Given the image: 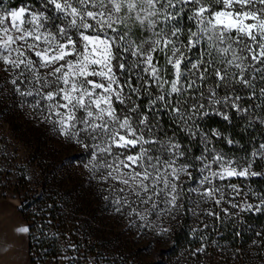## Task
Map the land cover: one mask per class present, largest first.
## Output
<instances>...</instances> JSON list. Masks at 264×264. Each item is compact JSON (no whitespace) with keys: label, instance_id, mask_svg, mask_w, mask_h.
Here are the masks:
<instances>
[{"label":"snow or ice","instance_id":"snow-or-ice-1","mask_svg":"<svg viewBox=\"0 0 264 264\" xmlns=\"http://www.w3.org/2000/svg\"><path fill=\"white\" fill-rule=\"evenodd\" d=\"M0 81L158 239L264 215V0H0Z\"/></svg>","mask_w":264,"mask_h":264},{"label":"rangeland","instance_id":"rangeland-1","mask_svg":"<svg viewBox=\"0 0 264 264\" xmlns=\"http://www.w3.org/2000/svg\"><path fill=\"white\" fill-rule=\"evenodd\" d=\"M2 86L3 81H0V87ZM37 133H40L46 144H49L54 151L62 155L58 162L60 164L58 172L61 175V181L59 183L51 180L52 183L50 182L48 186L53 188L62 184L64 187L81 188L86 194V196H66L68 202L64 204L67 205L69 215V218L66 219L69 221L66 224L74 221L75 224L73 225L82 227V230L105 229L107 232L103 237L105 240L118 239L116 236H119V239L133 246H139L138 253L140 256L151 258L160 264H170L171 260L174 261L172 264H241L242 261L244 263L264 264V215L247 213L243 214L242 221L237 220L235 223H230L228 219H225L223 225L216 222L224 229L223 235L220 237H215L212 231L209 232L207 229L197 231L195 235L191 233L192 241L187 243L186 246H182L184 240L179 241L177 253L170 255L168 251V246L172 242L170 234L164 240H160L153 233L151 227L147 229L140 228L138 227L139 221L133 222L130 218L114 211V208L109 207L107 201L101 198L102 189L97 187L87 169L78 165L62 168L61 162L70 156L76 155L78 149L70 146L66 141L62 143L61 137L49 125L39 122L38 118L31 115L29 109L14 105L6 95L0 98V194H3L0 196L13 197L19 204L25 197L24 186H33L34 183L39 181L34 167L35 161L32 159L30 152L38 143L43 145V140L33 138ZM23 170H27V175H21ZM27 176L30 177V180L24 178ZM253 187L264 189V181L257 182ZM24 208L35 210L34 206L27 208L26 205ZM37 215H30V219L35 225V232L32 236L34 238L40 236L41 231L44 233L52 232L57 235L59 229H55L57 226L55 224L58 221H51V218L48 217L40 218ZM73 216L80 217L73 218ZM88 216H93V219H89ZM200 219H203V217ZM236 223H241L242 227L248 228L251 226V228H255L254 235L244 245L239 244V241L234 243V237L231 236L234 234L233 229ZM164 226L166 225H161V227ZM176 226L191 229L202 228L199 221L192 217L190 213L182 218ZM72 233L66 232L63 233L64 236H57L58 242L55 254L41 253L48 246H32V263L67 264L66 261L61 259L72 252V249L67 247V241L70 240L75 244L76 240L82 236L79 234L76 237L74 233L77 232L73 230ZM202 235L206 236L203 241L207 245L205 253L194 257L192 253L196 248L201 247L202 242L199 237ZM65 237H67V240Z\"/></svg>","mask_w":264,"mask_h":264},{"label":"trees","instance_id":"trees-1","mask_svg":"<svg viewBox=\"0 0 264 264\" xmlns=\"http://www.w3.org/2000/svg\"><path fill=\"white\" fill-rule=\"evenodd\" d=\"M14 2L19 3V0H14ZM237 131H239V129H237ZM262 134L264 133L261 131H257L255 133L257 138ZM33 138L43 140V145L38 143L30 150L32 159L35 161L34 167L36 168V174L39 177V181L34 183L33 186H24L25 197L18 204V209L30 226V233H28V237L29 257L31 260L32 246H48L47 249L42 250L41 253L55 254L58 242L57 236L63 235V233L66 232L73 234V230L74 232H77L74 233L76 237L79 234L82 235L78 240H76V250H72V252H69L68 254L74 258L75 264H97V262L98 264H160L151 258H144L140 256L138 253L139 246H133L128 242L123 241L119 239V236H116L118 239L111 238L109 240H105L103 238L107 233L105 229L95 228L82 230V227L73 225L75 224L74 221L66 224L69 221L66 220L67 217L69 218L67 211L68 208L67 205L64 204L68 202V198H66V196H86V194L83 192L84 190H81V188L64 187V185L59 184L61 181V175H59L58 172L60 169V164H58V162L62 155L57 153V151H54L53 147H50L49 144H46V141L41 138L40 133H37L36 136H33ZM27 173V170H23L21 175H27ZM55 178L56 180H54ZM51 180L59 182V185L53 188L48 186ZM26 205L27 208L29 206H34L35 210H27L24 208ZM72 211L74 212V210ZM39 212L40 214H38ZM32 214H38L37 216H40V218H51V221L57 220L58 223L55 224L57 225L55 229H59L57 231V235H54L52 232L44 233L41 231V235L35 236V239L34 236H32L35 232L34 222L30 219V215ZM77 217L80 216H73V218ZM88 218L93 219V216H88ZM51 221L49 222L50 224ZM60 225L61 227L58 228ZM241 225V223H236V226H234L235 228L233 229L234 234L231 236L234 237V243H238L239 241V244L244 245V243L249 241L254 235L255 228H251V226L248 228L242 227ZM190 229L191 228L189 227L175 226V232L170 234L172 239V242L168 246L170 255L177 253L179 241L184 240L182 246H186L187 243L192 241ZM50 233L52 234L50 235ZM221 235H223V233ZM172 262L174 261L171 260L170 264H172Z\"/></svg>","mask_w":264,"mask_h":264},{"label":"crops","instance_id":"crops-1","mask_svg":"<svg viewBox=\"0 0 264 264\" xmlns=\"http://www.w3.org/2000/svg\"><path fill=\"white\" fill-rule=\"evenodd\" d=\"M28 225L18 209V201L0 196V264H33L29 257L28 233L16 231L17 226Z\"/></svg>","mask_w":264,"mask_h":264},{"label":"built area","instance_id":"built-area-1","mask_svg":"<svg viewBox=\"0 0 264 264\" xmlns=\"http://www.w3.org/2000/svg\"><path fill=\"white\" fill-rule=\"evenodd\" d=\"M212 233L214 234V236H220L223 233V229L219 224H216V230L212 231ZM241 264H253V263H248V262L244 263V261H242Z\"/></svg>","mask_w":264,"mask_h":264}]
</instances>
